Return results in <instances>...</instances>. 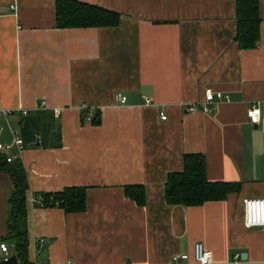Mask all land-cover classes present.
Returning <instances> with one entry per match:
<instances>
[{
	"label": "crops",
	"instance_id": "0c3cea01",
	"mask_svg": "<svg viewBox=\"0 0 264 264\" xmlns=\"http://www.w3.org/2000/svg\"><path fill=\"white\" fill-rule=\"evenodd\" d=\"M75 1L117 13L118 24L58 28L56 0H0V143L27 177L29 264H195L196 242L212 264H264V229L243 224L244 199L264 198V0L250 50L235 41V0ZM206 89L228 100L204 113ZM20 111L44 116L43 130L22 138ZM187 154L204 157L208 181L237 191L168 205L167 177ZM13 188L0 170V262L16 256L5 241ZM67 188L85 190L83 212L34 204Z\"/></svg>",
	"mask_w": 264,
	"mask_h": 264
},
{
	"label": "trees",
	"instance_id": "16d2710c",
	"mask_svg": "<svg viewBox=\"0 0 264 264\" xmlns=\"http://www.w3.org/2000/svg\"><path fill=\"white\" fill-rule=\"evenodd\" d=\"M237 30L235 41L241 49L250 50L259 41L258 0H235ZM117 13L96 6L80 3L75 0H56V22L58 28H99L113 27L119 22ZM82 114L88 110L81 109ZM87 117V116H86ZM91 118L92 124L99 123V113ZM45 118L36 113H27L22 119L24 139H30L35 132L43 130ZM0 170L6 172L13 183L9 197L8 234L5 241L15 249L20 264H29L27 260V215L26 192L28 182L24 167L19 160L6 162L0 152ZM238 186L232 183L210 182L206 178V164L202 155L187 154L183 159V170L168 175L165 183V199L168 205L184 207L199 206L206 202L220 201L237 191ZM40 207H58L65 213L83 212L85 209V190L67 188L58 193L41 194ZM138 204L142 198H134Z\"/></svg>",
	"mask_w": 264,
	"mask_h": 264
},
{
	"label": "built area",
	"instance_id": "2783aa9c",
	"mask_svg": "<svg viewBox=\"0 0 264 264\" xmlns=\"http://www.w3.org/2000/svg\"><path fill=\"white\" fill-rule=\"evenodd\" d=\"M10 9L13 10L14 7L10 6ZM228 100V97H223L221 92H215L211 89H206L204 91L203 100L201 102V111L204 113L210 112V105L216 101L221 99ZM145 103L149 102V99H144ZM115 101L124 104L126 102V97L122 94L117 93L115 95ZM44 103L42 102L40 107L43 108ZM83 109V108H82ZM186 110L190 113L196 112L198 109L196 106L192 105L186 108ZM22 116L27 115V111H20ZM160 119L165 120L166 115L164 112H160ZM246 115L249 121L252 124H257L259 122L260 109L259 107L252 106L250 107ZM87 120H91L90 116L86 118ZM12 134L14 136V145L17 147H21L23 144L22 139L19 137L17 130H12ZM11 147L9 145H2L0 143V152L5 155L6 162H12L14 157L10 154ZM43 203V199L41 197H37L34 200V204L37 206ZM243 224L246 228H262L264 229V198H249L244 199L243 201ZM44 239H39V248L43 247ZM0 250L4 255L8 254V247L6 244H0ZM189 257L187 255H175L173 257V261L181 262L187 260ZM238 258V255L235 256V259ZM192 260L195 264H212L213 256L212 253L207 250L204 245L200 242H196L193 245L192 251Z\"/></svg>",
	"mask_w": 264,
	"mask_h": 264
},
{
	"label": "water",
	"instance_id": "95a60500",
	"mask_svg": "<svg viewBox=\"0 0 264 264\" xmlns=\"http://www.w3.org/2000/svg\"><path fill=\"white\" fill-rule=\"evenodd\" d=\"M38 139L36 140V146H38ZM244 257V255H243ZM0 264H17L16 256H10L7 259H4L0 262Z\"/></svg>",
	"mask_w": 264,
	"mask_h": 264
}]
</instances>
